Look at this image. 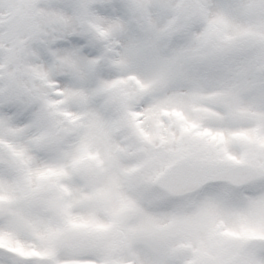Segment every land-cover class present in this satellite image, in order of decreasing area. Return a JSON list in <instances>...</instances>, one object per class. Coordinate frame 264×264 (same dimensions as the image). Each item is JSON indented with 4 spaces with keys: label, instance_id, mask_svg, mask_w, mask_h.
Segmentation results:
<instances>
[{
    "label": "snow or ice",
    "instance_id": "snow-or-ice-1",
    "mask_svg": "<svg viewBox=\"0 0 264 264\" xmlns=\"http://www.w3.org/2000/svg\"><path fill=\"white\" fill-rule=\"evenodd\" d=\"M248 21L264 34V0H0V191L17 163L36 178L62 149L81 156L115 106L176 62L223 54ZM0 264L26 262L0 248Z\"/></svg>",
    "mask_w": 264,
    "mask_h": 264
},
{
    "label": "rangeland",
    "instance_id": "rangeland-1",
    "mask_svg": "<svg viewBox=\"0 0 264 264\" xmlns=\"http://www.w3.org/2000/svg\"><path fill=\"white\" fill-rule=\"evenodd\" d=\"M248 26L249 24L247 23L239 39L251 34ZM256 40L264 41V34L259 31ZM236 45L237 43L230 42V46L225 51L230 50L231 47L234 49ZM237 55L242 54L236 53L231 64H225V61L219 58L212 60L211 63L210 59L208 60V63L216 68L213 69L214 73L220 74H215L217 77L215 81H211V76L208 79L203 78V81L205 80L204 82L207 83V90L197 85L196 82H192V84H188L189 90L186 92L182 83L184 80V84L188 81L186 78L190 77V74H187V69L183 64L179 62L172 64L166 72L159 75L158 86L154 90H147L145 88L142 95L134 97L130 102L126 100L124 106L127 105L128 114L130 115L133 111H137L142 114L140 117H143V120H140L139 123V116L135 120L129 116L132 124L134 123L133 126H137L138 124L140 129L143 128L142 133L149 139L154 137L152 135L154 132L156 136L154 141L163 138L161 141L168 148L174 149L175 154H190L200 157L223 155V150H227L225 146L227 143L225 142L224 145L220 146L223 150H216V147L219 146L214 144L213 141L214 139L220 140L216 135H226L227 132H230V134L240 133L238 132L239 125H243L244 123L243 120H238L234 107H239L241 110L240 116L247 120V126L244 125V128H256L257 124L263 120L255 118H264V113L256 111V106L247 104V102L252 105L255 104L262 97V92L258 89L254 80L248 82L241 80L242 63H250L251 59L244 60V56L240 57ZM151 94H155V96H151ZM187 96H193L195 100L196 98H204L208 101L187 102ZM141 101L144 103L143 106L141 105ZM159 109L161 110L160 112ZM260 110L264 112V108ZM179 111L187 116L188 125L190 123H198L213 133L210 138L205 139L202 134L191 130L190 133H186V135L190 136L191 142L188 143V137L186 136L179 139V133H176L175 130L176 120L183 123V120L179 118ZM159 116H162L163 122L162 120L160 121ZM183 125L185 129L186 123L184 122ZM151 126L155 127L150 128ZM261 131L264 132V128ZM221 139L225 140L224 138ZM110 140L109 147H114L115 142L112 141V138ZM181 140L183 144L179 145L178 141ZM239 141L242 144V139ZM90 142H88L90 144L85 148V150H88L90 156H83L77 164L78 166H76L89 187H87V190H75L77 194L74 191H72V194H69L70 202L67 211V213L69 212V217H72L75 210L79 206H83L86 209L85 214L89 220L84 218L83 213L78 212L76 214L78 223L72 221V224L105 225V223L101 222L103 219L93 222L95 218H99L95 203L90 202L92 201V194L95 193L96 200L104 202L105 209L110 213L115 212L117 215L116 220H119L115 222L114 230L110 229V231L104 232L103 236L105 240H108L109 233L127 235L128 238L132 236L129 240L124 241L123 251L127 250V248L129 249V244L138 245L137 247L141 246L143 251L148 254L147 256L154 258L151 261L156 262V264H165L164 252L166 248L179 243L182 236L186 240L183 242L184 246H189L195 251L199 250L202 254L200 256L205 258H198L197 264H220L224 258L232 256L236 248L244 242L243 240L249 239L251 233L261 237L264 236V195L253 200H251V197L245 198L249 196L247 194H244V197L240 199L225 200L224 196L220 193L204 192L193 200L194 204H198V210L191 212L185 209L186 205L181 204L178 214H168L167 211L161 212L162 210L150 211L151 209H149L147 211L141 205H139L140 208H135L137 206L135 204L138 201L136 197L129 196V189L132 190L134 184H131L129 179L126 180L125 172L120 171L126 169V167L119 163L117 158L109 160L108 157L113 155H110L111 152L105 154L98 147L96 141H94V137L90 138ZM241 144H239V147ZM67 146L66 144L65 148ZM64 154L65 151L62 149L61 158L56 164L44 176L35 179L36 184H31V186L28 184V181L32 180L33 177L30 175L27 165L17 163L13 167L18 176L13 180L17 183L18 187L15 188L13 184V192L0 191V243H5L10 248H16L22 254L33 255V251L30 250H34L39 244L35 240V235L54 237L55 233L51 228L48 229V233L43 225L35 219L39 217L38 212L35 211L40 209L41 203H48L51 210L47 212L54 215L57 214L55 213L57 207L61 202H64L62 191L57 188L61 187V185L65 187L64 181L66 176L64 173H67L66 168L67 166L72 167L73 163L78 161V158H76L75 160L65 162L63 159ZM118 154H116V157ZM229 154L228 156L238 158V153L234 152V149ZM119 171L122 173H119ZM150 172L151 170L148 171V175ZM83 174L87 175L84 176ZM67 179V181L73 182L72 179ZM0 183L4 184L5 187L7 186L6 181H0ZM70 187L75 186L70 185ZM98 187L103 195L99 193ZM68 190L71 191L70 188ZM124 198L126 199L124 200ZM221 202L226 204V206ZM88 206H92L91 210ZM149 215L152 217L148 219ZM138 216L139 219L135 223V227L128 228V224L131 223L132 226V223L135 222V218ZM105 226L109 228L108 225ZM99 228L102 229V227ZM74 229H69V234L76 233L73 232ZM157 230L163 234L156 236L154 233ZM228 234L232 235V237ZM62 235V238L55 237L56 241L54 240L52 243L47 238L45 241L47 245L43 243V248L37 250V252H42L44 256H49L50 252H53L55 256L53 255L52 257L59 258V264H102L86 261L85 253L97 261H100V256L104 255L103 251L105 254L110 253L104 249L101 250V247L95 245V239L90 232L77 234L73 242L67 238L66 232H62ZM223 237L228 241L222 239ZM30 242L35 244L34 248ZM120 253L119 258L122 261L126 260L127 258L124 257V253ZM129 253L132 259L136 261L133 258L134 253L132 251ZM241 255H243L245 264H258L260 262L255 259L264 257L259 255L258 250L253 247L244 249ZM72 256L76 257V259L72 258ZM207 257H209L208 260Z\"/></svg>",
    "mask_w": 264,
    "mask_h": 264
},
{
    "label": "water",
    "instance_id": "water-1",
    "mask_svg": "<svg viewBox=\"0 0 264 264\" xmlns=\"http://www.w3.org/2000/svg\"><path fill=\"white\" fill-rule=\"evenodd\" d=\"M198 170L205 176H203V178H206L208 176L211 175V172L214 170L213 166L212 167H209L208 169L207 168H204V166H201V167H198ZM172 174H177V172H173ZM218 176V175H217ZM203 178H198L197 181L198 182H201L203 181ZM195 179V178H193ZM247 181V180H246Z\"/></svg>",
    "mask_w": 264,
    "mask_h": 264
}]
</instances>
